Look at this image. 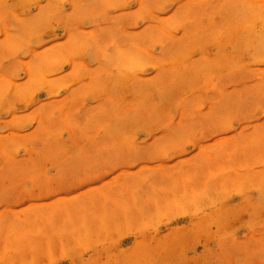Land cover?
I'll use <instances>...</instances> for the list:
<instances>
[{
	"label": "rangeland",
	"instance_id": "obj_1",
	"mask_svg": "<svg viewBox=\"0 0 264 264\" xmlns=\"http://www.w3.org/2000/svg\"><path fill=\"white\" fill-rule=\"evenodd\" d=\"M0 264H264V0H0Z\"/></svg>",
	"mask_w": 264,
	"mask_h": 264
}]
</instances>
